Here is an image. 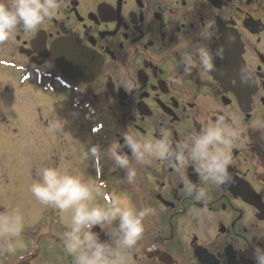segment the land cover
<instances>
[{
	"label": "flooded vegetation",
	"instance_id": "1",
	"mask_svg": "<svg viewBox=\"0 0 264 264\" xmlns=\"http://www.w3.org/2000/svg\"><path fill=\"white\" fill-rule=\"evenodd\" d=\"M206 22H214L215 32L207 43L213 53L223 46V58L215 57L212 72H186L189 59L197 63L194 46ZM243 64L254 70L251 83L240 80ZM125 81L134 85L131 93ZM0 90V102L30 103L26 113L38 115L41 126L43 115L60 122L37 135L51 143L35 155L87 183L94 205L152 210L129 250L130 264H254V248H264V0H63L35 31L17 30L0 44ZM62 95L89 124L57 110ZM61 117L73 120L69 140ZM219 118L240 133L222 185H204L187 159L141 164L124 146L136 169L129 183L114 160L89 153L93 145L102 152L115 140L123 145L125 133L149 140L167 131L173 144L188 142ZM185 177L206 188L205 200L184 195ZM3 185L0 214L12 212L15 199ZM117 224L93 230L107 240ZM42 229L37 222L22 231L14 254L0 250V264H73L67 252L44 260L45 245L55 249V235Z\"/></svg>",
	"mask_w": 264,
	"mask_h": 264
},
{
	"label": "clouds",
	"instance_id": "2",
	"mask_svg": "<svg viewBox=\"0 0 264 264\" xmlns=\"http://www.w3.org/2000/svg\"><path fill=\"white\" fill-rule=\"evenodd\" d=\"M62 5L63 0H0V44L7 42L17 30L35 31L39 25L56 15ZM214 35V22H206L194 46L197 63L192 64L189 59L185 63L186 72H190L192 67H199L205 72L214 71L215 57L223 58L224 52L221 46L213 53L207 43ZM239 77L243 83H251L254 70L243 64L239 68ZM122 87L125 92L131 93L134 85L125 81ZM239 135L238 129L228 127L223 118H219L204 126L188 142L173 144L167 131L162 132L159 138L149 140L125 133L123 145L115 140L106 152H102L99 145H93L89 153L97 160L104 155L114 160L115 166L125 170L129 183L134 180L136 169L129 166V155L121 152L124 146L130 149L131 157L141 164L150 159H187L204 185H222L229 180L232 148ZM37 176L39 179L30 185L33 196L41 204L59 209L62 213L72 211L71 228L64 233V247L72 255L73 264H130L129 250L142 238L145 231L143 221L151 209L137 210L130 203L120 206L117 202L108 208L94 205V190L87 183L54 166L40 167ZM183 183L186 197L196 201L207 198L205 187L194 184L186 177ZM117 221L116 229L107 234V240H101L100 233L93 230L97 226L103 228L105 224L111 225ZM23 229V218L18 213L0 214V250L14 254L18 246L17 238ZM253 259L254 264H264V248L256 246Z\"/></svg>",
	"mask_w": 264,
	"mask_h": 264
},
{
	"label": "rangeland",
	"instance_id": "3",
	"mask_svg": "<svg viewBox=\"0 0 264 264\" xmlns=\"http://www.w3.org/2000/svg\"><path fill=\"white\" fill-rule=\"evenodd\" d=\"M3 99L4 100L0 102V186L4 183V189H7L6 191H8L7 193H9L11 198H15L11 204L12 212L20 210V212L17 213L23 218V233H26L31 225L40 222L42 223V230L51 232L55 235V249L53 252L48 245H45L44 251V260L47 263H51L55 257L61 256L62 258L66 254L64 233L71 228L72 212L69 210L68 212L71 214L69 215L68 212L62 213L59 209L51 206L35 203V201H33L35 197L30 191V185L34 180H38L37 171L40 165L54 166L53 162L49 163V157L44 159L41 158V156L35 155L40 146H45L47 142H49V144L51 143L47 140V137H44L43 140L41 139L42 142L41 140L39 141L38 138L40 137L37 135L40 133L43 137L45 134L43 128L53 130L59 126L60 122L57 123L58 120L56 119L47 121L49 119L46 118L48 115H43L45 119L43 121V126H41L38 115L32 116L26 113V105L30 103H15L8 101L7 98ZM56 108L59 112L61 110L70 115L72 113V115L78 116L79 120L81 119L82 122L87 124L90 123L85 112L78 111L77 105L73 103L72 98L69 96L62 95L59 97L57 99ZM62 115L65 114L62 113ZM61 118H63L61 121L65 129V132H63L66 133L69 140L70 134H72L71 129L74 127L73 120L69 117ZM34 132L36 135L33 136L32 134ZM62 137L61 140L63 141ZM63 146L65 145L63 144ZM65 147L67 149L68 146ZM65 152L66 151L61 152L62 160L64 159L63 155H65ZM69 154V151H67V155ZM6 160L9 161V169ZM44 160L45 162L43 163ZM6 166L7 168L5 169ZM10 168H13V170L10 171ZM57 168L62 172H67L63 164L59 165ZM31 176L32 179L30 178ZM17 198H20L22 202ZM19 203H22V205ZM34 227L35 229L37 228V226Z\"/></svg>",
	"mask_w": 264,
	"mask_h": 264
},
{
	"label": "water",
	"instance_id": "4",
	"mask_svg": "<svg viewBox=\"0 0 264 264\" xmlns=\"http://www.w3.org/2000/svg\"><path fill=\"white\" fill-rule=\"evenodd\" d=\"M62 72H64V71H62Z\"/></svg>",
	"mask_w": 264,
	"mask_h": 264
}]
</instances>
